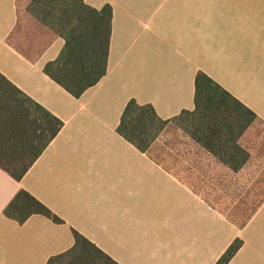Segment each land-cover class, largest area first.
I'll return each instance as SVG.
<instances>
[{"label":"crops","instance_id":"obj_1","mask_svg":"<svg viewBox=\"0 0 264 264\" xmlns=\"http://www.w3.org/2000/svg\"><path fill=\"white\" fill-rule=\"evenodd\" d=\"M83 1L111 7V41L106 75L76 99L43 72L64 41L27 60L7 43L17 0H0V73L63 123L21 181L0 169V264H46L74 231L117 264H215L236 239L228 264H264V0ZM199 72L257 115L236 173L177 127L176 153L164 147L173 124L148 153L117 133L132 99L162 120L193 111ZM20 190L63 223L6 218Z\"/></svg>","mask_w":264,"mask_h":264},{"label":"trees","instance_id":"obj_2","mask_svg":"<svg viewBox=\"0 0 264 264\" xmlns=\"http://www.w3.org/2000/svg\"><path fill=\"white\" fill-rule=\"evenodd\" d=\"M17 16L19 20L7 43L27 60L34 62L54 38L64 41L58 57L48 62L43 72L72 97L80 98L106 75L112 20L109 5L97 10L83 0H17ZM23 17L30 20L25 22ZM194 90L193 111H182L171 120L160 119L149 104L128 101L117 133L139 152L148 153L165 128L173 124L229 170L240 171L250 156L238 142L257 115L202 72L195 77ZM62 127L58 118L0 73L2 171L14 181H21ZM30 200L36 203L29 209L26 204ZM3 215L19 225L35 215L63 223L24 190L17 192ZM73 240L72 248L91 253L94 264H117L75 231ZM242 244L234 240L215 264H228ZM70 250L49 258L46 264H64L59 258Z\"/></svg>","mask_w":264,"mask_h":264},{"label":"snow or ice","instance_id":"obj_3","mask_svg":"<svg viewBox=\"0 0 264 264\" xmlns=\"http://www.w3.org/2000/svg\"><path fill=\"white\" fill-rule=\"evenodd\" d=\"M36 202L34 200H30L27 202L26 207L32 208V205ZM37 208L39 205H36ZM68 257H71L69 260ZM60 261H63L64 264H94L91 253L88 252H77V249L73 247L68 253L67 256H61L59 258Z\"/></svg>","mask_w":264,"mask_h":264},{"label":"rangeland","instance_id":"obj_4","mask_svg":"<svg viewBox=\"0 0 264 264\" xmlns=\"http://www.w3.org/2000/svg\"><path fill=\"white\" fill-rule=\"evenodd\" d=\"M175 126L174 125H171V128H169V130H168V132H167V134L170 136V137H174L173 139H171L170 140V143H168L167 142V145H164V147L165 146H167V147H170V151H172V152H174V153H176V150H175V148H176V144L178 143V136H177V133H176V131H175ZM175 139H178V140H176L175 141ZM180 147L182 148V149H186V150H189V151H191L190 150V147H184L183 145H180ZM169 151V150H168Z\"/></svg>","mask_w":264,"mask_h":264}]
</instances>
